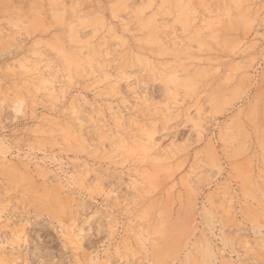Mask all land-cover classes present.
Returning a JSON list of instances; mask_svg holds the SVG:
<instances>
[{
  "label": "rangeland",
  "instance_id": "374dc122",
  "mask_svg": "<svg viewBox=\"0 0 264 264\" xmlns=\"http://www.w3.org/2000/svg\"><path fill=\"white\" fill-rule=\"evenodd\" d=\"M0 264H264V0H0Z\"/></svg>",
  "mask_w": 264,
  "mask_h": 264
}]
</instances>
